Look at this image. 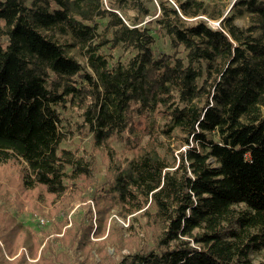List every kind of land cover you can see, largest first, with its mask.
I'll return each mask as SVG.
<instances>
[{
    "label": "trees",
    "instance_id": "16d2710c",
    "mask_svg": "<svg viewBox=\"0 0 264 264\" xmlns=\"http://www.w3.org/2000/svg\"><path fill=\"white\" fill-rule=\"evenodd\" d=\"M74 106L90 150L63 145ZM0 172L39 227L1 214L10 255L56 232L41 256L105 235L100 264H264V0H0Z\"/></svg>",
    "mask_w": 264,
    "mask_h": 264
},
{
    "label": "rangeland",
    "instance_id": "374dc122",
    "mask_svg": "<svg viewBox=\"0 0 264 264\" xmlns=\"http://www.w3.org/2000/svg\"><path fill=\"white\" fill-rule=\"evenodd\" d=\"M209 1V0H208ZM213 4H220L223 15H226L228 12L232 11L233 6L236 4L237 0H210ZM234 3V4H233ZM233 5V6H232ZM232 6V8H231ZM231 8V9H230ZM220 19H209V23L213 25L214 27L219 26ZM236 22L239 25L246 26L248 23V19L244 17H237ZM156 45L160 49H165V50H170V45L168 42V39L166 37L159 36L157 38ZM104 53H107L110 57L114 58H121L125 57L128 55V52H123L119 48H105ZM122 52V56H121ZM123 57V58H124ZM82 110L79 109L78 107H69L67 110L64 111V114L66 116V128H71L69 131L70 136L63 142V145L66 147H80L83 150V148H86L88 150L91 149V134L87 133L86 131L87 128H82L81 124L84 123V117L82 115ZM122 143L121 142H116L115 146L119 149L121 148ZM102 156L99 155L98 157V162L100 164V169L101 171L97 174L99 176V179H103L104 177V168L105 164L103 163V160L101 158ZM4 170V169H3ZM5 174V173H4ZM2 172H0V225L2 226L0 228V231L3 230L5 231V227L9 226L7 218H2L1 214H6L4 216L9 217V214L13 216V222L11 223V226L18 222H24L25 224H30L32 228H39L36 225V220L34 217H31L30 213L27 212L29 210V206H32V203L26 204L24 209H20L19 207H16L15 203L11 202L9 200V195L12 194L10 191L5 195V193L8 190L18 189V186L13 182L10 184L9 187H6V182L8 183V180L4 179ZM37 201V200H36ZM38 202L41 203V199L38 198ZM42 204V203H41ZM79 204H75L74 208L72 211H74L75 207ZM43 212L46 214L45 217H41V225L46 224L44 223L46 220L49 222L50 220L55 218V215H52L51 210L52 207L46 204H43ZM48 213V214H47ZM115 216L118 222L124 226L125 228L129 225V217L127 219L122 218L119 215H116L112 213L111 217ZM70 224V223H69ZM37 227V228H36ZM33 229L30 230L32 232ZM39 230V229H37ZM37 230H34L35 232H38ZM38 240L35 241V239L28 235V239H23V241H20L18 243L16 253L14 255H10L7 249V241L5 242L1 237L0 239V246L2 250L0 249V264H21V256L24 253L26 256V263L27 264H37L40 259L44 258L49 261H44L41 264H59V262H65L64 264H100L102 257V250L101 248L103 247V244L100 243L102 238L105 237V235L101 237H93V240L96 241V244L94 247H92L91 244H88L87 246H72L71 242L70 243H62L58 246L53 247L51 246L50 251L47 252L45 255L41 256L42 253V248L46 244L48 238L50 236H54L56 232H51L50 235L48 236H43L42 233L38 232ZM59 234V233H58ZM125 235H129V232L125 230ZM10 238V237H9ZM10 241V240H9ZM12 242V241H10ZM13 245H15V242H12ZM30 246H35L37 247L35 253L37 254L36 256H33L30 250ZM106 247L108 248V253L115 258H119V255L116 253L115 247L107 242ZM54 250L57 251V254L54 253ZM104 251V249H103ZM124 251H127V248H124ZM60 255V256H59ZM59 256V258H58ZM260 257H256V260H259ZM113 260V259H112ZM69 262V263H67Z\"/></svg>",
    "mask_w": 264,
    "mask_h": 264
},
{
    "label": "water",
    "instance_id": "95a60500",
    "mask_svg": "<svg viewBox=\"0 0 264 264\" xmlns=\"http://www.w3.org/2000/svg\"><path fill=\"white\" fill-rule=\"evenodd\" d=\"M233 4H234V3H233ZM232 6H233V5H232ZM232 6H231V8H232ZM231 8H230V9H231Z\"/></svg>",
    "mask_w": 264,
    "mask_h": 264
}]
</instances>
